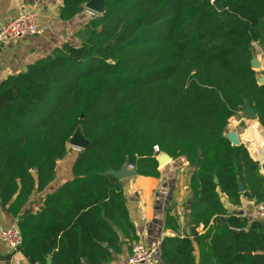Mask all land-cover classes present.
Wrapping results in <instances>:
<instances>
[{"label":"trees","instance_id":"16d2710c","mask_svg":"<svg viewBox=\"0 0 264 264\" xmlns=\"http://www.w3.org/2000/svg\"><path fill=\"white\" fill-rule=\"evenodd\" d=\"M90 1L62 0L60 20ZM103 1L79 45L66 43L0 84V205L17 220L22 251L32 264H112L121 238H138L112 172L127 163L160 178L159 146L194 167V228L162 240L160 264H264L263 224L222 200L239 206L242 196H264L260 163L226 137L247 105L264 129V85L252 66L253 43H264V0ZM78 129L90 145L73 178L38 212L23 211L57 179ZM166 228L180 230L170 214Z\"/></svg>","mask_w":264,"mask_h":264},{"label":"crops","instance_id":"0c3cea01","mask_svg":"<svg viewBox=\"0 0 264 264\" xmlns=\"http://www.w3.org/2000/svg\"><path fill=\"white\" fill-rule=\"evenodd\" d=\"M62 5V0H41L38 5L31 0H0V29L9 19L30 10L36 12L41 29L40 35L26 36L10 45L0 47V74L4 80L9 76L25 73L29 65L46 58L56 48L66 43L75 46L80 44L77 34L91 18L83 11L73 20L63 22L60 20ZM252 47L253 62L257 64L254 69L257 81L260 85H264V43L255 42ZM235 119L237 122L229 127L228 132L237 133L240 144L244 145L251 157L260 163L261 173L264 176V129L256 117H247L244 109L235 116ZM59 171L58 166L57 179L45 192L35 194L23 211L38 212L47 194L54 192L73 178L69 179L65 173L62 174L61 171L60 174ZM159 171L160 178L136 174L121 180L126 204L138 238L131 243L122 237L121 241L125 243L123 252L114 257L112 264L126 263L134 243H144L159 251L161 242L166 236L186 237L191 234L190 210L193 194L190 190V179L194 167L185 158L178 160L170 158L165 164H159ZM222 200L231 213L246 217L250 222L259 221L264 226V219L257 213L258 201L242 196L241 204L235 206L226 196H222ZM168 214L177 220L180 226L178 233L166 228ZM11 226H18L17 220L8 214L7 207L0 205V228ZM0 259H8L10 264H32L23 251L11 254L1 242ZM46 262L51 264V257H47Z\"/></svg>","mask_w":264,"mask_h":264},{"label":"built area","instance_id":"2783aa9c","mask_svg":"<svg viewBox=\"0 0 264 264\" xmlns=\"http://www.w3.org/2000/svg\"><path fill=\"white\" fill-rule=\"evenodd\" d=\"M35 5H38L41 0H31ZM215 0H211L213 3ZM85 13L91 18H96L101 14L84 6ZM41 29L38 24L37 14L34 10L25 11L19 14L17 17L11 18L0 29V47L10 45L15 41L26 37L40 35ZM3 77L0 74V84L3 82ZM235 117L231 118L227 127V133H229V127L236 123ZM232 132V131H231ZM226 133V134H227ZM153 151L156 154H162L159 146H154ZM158 159V156H156ZM129 171H136L134 165H127ZM258 215L264 219V196L263 200L257 207ZM0 242L8 249L11 254H16L22 251L23 248V235L18 226H11L8 228H0ZM0 264H10L8 259H0ZM124 264H160L159 251L155 247H150L144 243H134L132 245L131 254Z\"/></svg>","mask_w":264,"mask_h":264},{"label":"water","instance_id":"95a60500","mask_svg":"<svg viewBox=\"0 0 264 264\" xmlns=\"http://www.w3.org/2000/svg\"><path fill=\"white\" fill-rule=\"evenodd\" d=\"M86 7L89 9H92L100 14L104 13V1L102 0V7H100L98 5V3L95 0H91L89 3L86 4ZM252 66L253 69H255L257 67V64L255 62L252 61ZM244 113L247 117H256V113L247 105L244 108ZM227 139L232 143L233 146H240V140L239 137L237 135L236 132H229L226 134ZM72 143L73 146L77 147L78 149H82L85 150L86 148L89 147L90 142L85 138V136L82 133L81 129H78L75 133V135L73 136V138L70 141ZM156 156H158V161L160 165H163L167 162V160H170V157L167 154H156ZM167 156V159H165L164 157ZM127 163L121 168L120 171L118 172H112V174L114 176H116L119 180H123L127 177H132L134 175L137 174V170L136 171H129L126 168ZM199 164L197 163L196 166H198ZM239 189L240 192H244V187L242 185V183H239ZM190 225L192 226V229L194 228V223H193V218L190 215ZM50 263V260H48Z\"/></svg>","mask_w":264,"mask_h":264},{"label":"rangeland","instance_id":"374dc122","mask_svg":"<svg viewBox=\"0 0 264 264\" xmlns=\"http://www.w3.org/2000/svg\"><path fill=\"white\" fill-rule=\"evenodd\" d=\"M67 149H68L67 156L62 161L59 162L58 166L60 168V171H59L60 174H61V171H62V174L65 173V176H67V178L70 179V178L73 177L72 176L73 175L72 169H73V167L75 165L77 157L80 154V152L83 151V150L82 149H78L77 147L73 146L71 142H69ZM127 165H126V168H127ZM187 231H188V229L185 230V232H187Z\"/></svg>","mask_w":264,"mask_h":264},{"label":"bare ground","instance_id":"6f19581e","mask_svg":"<svg viewBox=\"0 0 264 264\" xmlns=\"http://www.w3.org/2000/svg\"><path fill=\"white\" fill-rule=\"evenodd\" d=\"M100 7H102V0H95Z\"/></svg>","mask_w":264,"mask_h":264}]
</instances>
